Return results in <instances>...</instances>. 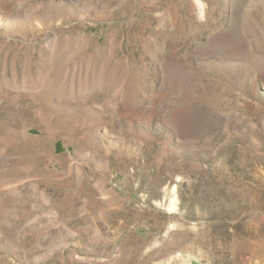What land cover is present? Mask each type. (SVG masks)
Listing matches in <instances>:
<instances>
[{"label":"rangeland","instance_id":"obj_1","mask_svg":"<svg viewBox=\"0 0 264 264\" xmlns=\"http://www.w3.org/2000/svg\"><path fill=\"white\" fill-rule=\"evenodd\" d=\"M0 264H264V0H0Z\"/></svg>","mask_w":264,"mask_h":264}]
</instances>
